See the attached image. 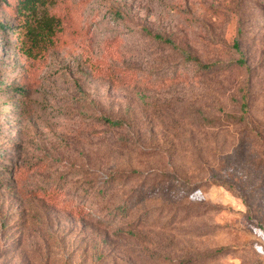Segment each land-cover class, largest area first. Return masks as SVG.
Instances as JSON below:
<instances>
[{
	"label": "rangeland",
	"instance_id": "rangeland-1",
	"mask_svg": "<svg viewBox=\"0 0 264 264\" xmlns=\"http://www.w3.org/2000/svg\"><path fill=\"white\" fill-rule=\"evenodd\" d=\"M19 1L0 0V264H264V0ZM25 17L60 20L47 48Z\"/></svg>",
	"mask_w": 264,
	"mask_h": 264
},
{
	"label": "trees",
	"instance_id": "trees-1",
	"mask_svg": "<svg viewBox=\"0 0 264 264\" xmlns=\"http://www.w3.org/2000/svg\"><path fill=\"white\" fill-rule=\"evenodd\" d=\"M37 0H20L17 6V11L23 15L26 10H30L32 6L36 3ZM24 23L28 26L26 34L24 35L23 45L26 48L27 52L38 51L40 49H44L48 43H50L51 36L54 34L56 28L60 27V20L55 18H49L46 22H38L36 19H29L25 17ZM1 26H3L2 22H0ZM157 38L162 39L165 43L171 45L173 49L181 52L187 61H195L200 68L205 70H211L218 63H199V61L192 56H190L187 51L180 46H178L174 41L169 38L163 39L162 36H157ZM47 48V47H46ZM238 64L243 65L244 61L239 60ZM100 120L112 125V126H120L122 125V121L113 119L110 117L102 116ZM123 211L126 210V207H120Z\"/></svg>",
	"mask_w": 264,
	"mask_h": 264
}]
</instances>
